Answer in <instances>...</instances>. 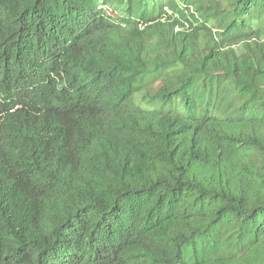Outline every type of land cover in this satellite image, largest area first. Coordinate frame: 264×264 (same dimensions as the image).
<instances>
[{
	"label": "trees",
	"instance_id": "1",
	"mask_svg": "<svg viewBox=\"0 0 264 264\" xmlns=\"http://www.w3.org/2000/svg\"><path fill=\"white\" fill-rule=\"evenodd\" d=\"M260 101L264 0H0V264H264Z\"/></svg>",
	"mask_w": 264,
	"mask_h": 264
},
{
	"label": "rangeland",
	"instance_id": "2",
	"mask_svg": "<svg viewBox=\"0 0 264 264\" xmlns=\"http://www.w3.org/2000/svg\"><path fill=\"white\" fill-rule=\"evenodd\" d=\"M213 7H214L213 5L210 6V9L212 10ZM254 109L257 111H264V101L257 102ZM176 116H177V114L174 112H169L166 114V117H176Z\"/></svg>",
	"mask_w": 264,
	"mask_h": 264
}]
</instances>
